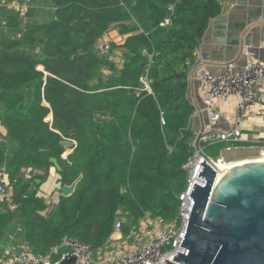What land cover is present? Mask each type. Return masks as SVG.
I'll return each mask as SVG.
<instances>
[{
	"label": "trees",
	"instance_id": "1",
	"mask_svg": "<svg viewBox=\"0 0 264 264\" xmlns=\"http://www.w3.org/2000/svg\"><path fill=\"white\" fill-rule=\"evenodd\" d=\"M38 1L54 7L43 23L23 25L0 11L8 20L0 31V165L17 205L7 212L0 204V244L15 234L31 253L45 254L70 237L95 253L119 216L125 236L147 217H176L194 154L188 70L223 9L220 0ZM113 31L126 39L102 55L98 44ZM116 52L121 69L110 60ZM67 139L76 147L63 158ZM52 158L62 187L81 181L50 213L34 171L48 175Z\"/></svg>",
	"mask_w": 264,
	"mask_h": 264
},
{
	"label": "built area",
	"instance_id": "2",
	"mask_svg": "<svg viewBox=\"0 0 264 264\" xmlns=\"http://www.w3.org/2000/svg\"><path fill=\"white\" fill-rule=\"evenodd\" d=\"M26 6L27 4L9 6L6 0H0V11L11 8L26 12ZM106 38L102 39L97 47L102 55L109 54L111 50L112 43ZM242 54L245 64L232 61L224 65L220 75L216 76L205 70L200 75L203 108H199L196 115L205 113L207 116L201 143L206 146L223 145L225 152L250 148L244 145L246 142L242 128L253 108L264 107V62L253 56L247 48ZM199 60L201 56L197 52L193 65ZM143 83L145 90L150 91L148 73ZM230 105L233 106L231 112L223 111V107ZM223 123L229 125L228 130L223 129ZM197 138L198 134L195 135L193 142L194 154L184 166L187 180L179 195L176 217L163 226H160L163 221L152 219L148 222L150 226L148 229L152 228L153 232L150 231L147 238L144 235L136 236L129 250L120 251L118 243L113 242V238L123 231L122 222L117 220L114 224L113 235L103 248L106 253L103 249L98 251L97 259L88 245L76 239L64 237L59 245L45 254L31 253L27 247L20 251H13L14 253L1 252L0 264H58L66 255L78 258L77 264H167L165 261L174 262L178 253L185 254L186 251L181 246L194 207V200L190 196L196 183L202 186L206 184L205 180L199 178L203 170L204 159L195 148ZM260 153H264V147ZM0 203L7 212H14L17 209L13 185L5 164L0 165ZM108 248L111 251H108ZM59 256L61 258L56 261L55 259Z\"/></svg>",
	"mask_w": 264,
	"mask_h": 264
},
{
	"label": "water",
	"instance_id": "3",
	"mask_svg": "<svg viewBox=\"0 0 264 264\" xmlns=\"http://www.w3.org/2000/svg\"><path fill=\"white\" fill-rule=\"evenodd\" d=\"M251 38L252 33H248L245 46H251ZM81 57L76 56L73 61L78 62ZM52 120L51 115L47 121ZM203 130L198 133L195 148L204 159L199 178L206 184L196 183L190 196L194 207L181 246L186 249L185 254L178 253L174 262L165 263L264 264V154L228 151L211 159L200 149ZM61 146L72 151L69 156L76 144L64 140ZM50 163L61 171L57 159H50ZM80 181L81 178L62 187L61 196H72ZM77 260L66 255L58 264H77Z\"/></svg>",
	"mask_w": 264,
	"mask_h": 264
},
{
	"label": "crops",
	"instance_id": "4",
	"mask_svg": "<svg viewBox=\"0 0 264 264\" xmlns=\"http://www.w3.org/2000/svg\"><path fill=\"white\" fill-rule=\"evenodd\" d=\"M220 3L223 12L210 23L198 50L201 60L188 70L190 82L188 97L196 106L197 111L199 108H203L200 75L204 70L217 76L223 72V67L228 62L235 61L238 64H245V58L242 53L246 48L253 56L264 62V0H220ZM40 5L38 7H28L30 10L35 11V15L39 11L43 15L46 12L43 9L46 3L40 1ZM48 5L51 6L47 11L48 16L51 15V18L54 7L51 4ZM248 33H252V38L251 46L247 47L245 46V40ZM106 39L111 41L112 44L119 39L120 41L116 42V44L122 45L126 38L122 37L117 31H113ZM204 55L208 57L203 58ZM121 56V52H116L110 56V60L116 64L118 69L123 67V58ZM232 108L233 106L231 105L225 106L223 111L231 112ZM206 122L207 116L205 113L194 116L192 126L195 135L203 129ZM222 127L224 130L229 129L227 123H223ZM242 133L246 144L250 147L247 149L260 153L264 147V107H257L251 110L247 122L242 128ZM5 136L6 130L0 123V139L2 142L5 141ZM34 176L39 181L38 185H41L38 196L45 205L48 207L52 206L54 211L62 189L61 184L58 182L56 170L51 168L48 175L43 171L36 170L34 171ZM47 189L53 190V194L48 198L43 197ZM122 249L127 250L124 247ZM108 251H111V249L108 248ZM103 252L106 253L104 249Z\"/></svg>",
	"mask_w": 264,
	"mask_h": 264
},
{
	"label": "rangeland",
	"instance_id": "5",
	"mask_svg": "<svg viewBox=\"0 0 264 264\" xmlns=\"http://www.w3.org/2000/svg\"><path fill=\"white\" fill-rule=\"evenodd\" d=\"M6 1H9L10 2V3L7 2L9 4V6L12 5V4H20L21 6H23V4H21L20 1H18V0H6ZM27 1L28 2H26V4H27V6H26L27 7V11L26 12H22L20 10H13L11 8H5V9H7L6 11H8L6 14H8L9 12L15 13L17 15V17L20 19V22L23 23V25L28 24V23H31V22L43 23V22H46V21L49 20L50 16H48V12L47 11L51 8L50 5L46 4V6L43 7V9L46 10L45 14L42 15V14H40V11H39V13L37 15H35L34 14L35 11L30 10V8L28 6H31V7L41 6L40 5V1H38V0L36 2H33L32 0H31V2H29V0H27ZM42 4L44 5V3H42ZM6 16L9 17L8 15H6ZM47 16H48V18H47ZM28 18H29V20L26 21ZM6 22H8L7 19L4 20V19L0 18V31L1 30L2 31L8 30L7 29L8 23H6ZM117 38H119V37H117ZM119 41H120L119 39L116 40V42H119ZM116 42H114L113 44H116ZM121 58H122V56H121ZM41 69H43V68L41 67ZM105 72H104L105 75H108L109 74L108 71H105ZM47 119H49V117ZM48 122H51V121H48ZM67 140H69V139H67ZM69 141H72V142H74L76 144V142L73 141V140H69ZM200 149H202L203 152H204V149H205V152L204 153L207 154L209 157H211V159L214 156H216V155H218L220 153H224L225 152L223 146H206V145L202 144L201 141H200ZM235 151H251V150H249V149H243V150H235ZM71 152H72L71 150L69 152V149H67L66 152H65V154L63 155V158H67L68 154L71 153ZM251 152H254V151H251ZM53 168H54V166H53ZM13 194H14V192H13ZM52 194H53V190H48L47 189L45 191V193L43 194V197L48 198ZM2 209H3V206H2ZM53 209L54 208H52V206L48 207V211L49 212L53 211ZM122 218L123 217L120 218V216H119V218H118L119 220L118 221H121L122 220L124 223H126V221L124 220V218L123 219ZM151 220L152 219L150 217H147V219L141 221L140 225L137 228H133L134 225L128 222V226L133 228L132 231H131V233H130V235L125 236L123 234V231H121V233L117 234V236H115L113 238V242H116V243L119 244L120 251L123 250L122 249L123 247L126 248L127 250H129L130 247H131V244L135 241V237L136 236H138V235H144V237L147 238V234L150 231L153 232V229L152 228H149L148 229V227H150L149 224H148V222H150ZM164 224H166V223L161 222L160 223V226H163ZM7 242H8L7 244L6 243L5 244H0V249L2 248L1 249V252L20 251L24 247H26L22 241H17L16 240V235L15 234H13V235L10 234V236L7 238ZM112 243H110V244H112ZM97 256H98V252H95V259H97Z\"/></svg>",
	"mask_w": 264,
	"mask_h": 264
},
{
	"label": "bare ground",
	"instance_id": "6",
	"mask_svg": "<svg viewBox=\"0 0 264 264\" xmlns=\"http://www.w3.org/2000/svg\"><path fill=\"white\" fill-rule=\"evenodd\" d=\"M219 174H220V172H219Z\"/></svg>",
	"mask_w": 264,
	"mask_h": 264
}]
</instances>
